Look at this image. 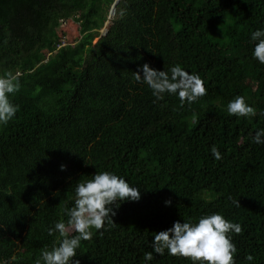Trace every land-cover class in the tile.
Here are the masks:
<instances>
[{
    "label": "trees",
    "instance_id": "trees-1",
    "mask_svg": "<svg viewBox=\"0 0 264 264\" xmlns=\"http://www.w3.org/2000/svg\"><path fill=\"white\" fill-rule=\"evenodd\" d=\"M114 2L0 0V75L21 84L19 111L0 125V261L33 264L58 245L47 228L67 222L76 183L107 170L141 199L122 202L102 234L91 229L79 264H145L155 233L213 212L242 226L235 264L248 254L264 264V145L251 141L264 117L227 113L236 95L264 111V64L250 40L264 0H121L101 37ZM144 63L198 73L206 94L153 103L134 77ZM148 264L190 261L153 253Z\"/></svg>",
    "mask_w": 264,
    "mask_h": 264
},
{
    "label": "clouds",
    "instance_id": "clouds-1",
    "mask_svg": "<svg viewBox=\"0 0 264 264\" xmlns=\"http://www.w3.org/2000/svg\"><path fill=\"white\" fill-rule=\"evenodd\" d=\"M253 43L252 58L264 64V27L257 28L250 34ZM137 83H143L151 90L155 98L153 103L162 101L165 94L176 95L180 107L185 103L191 105L199 97L206 94L205 81L198 73L185 70L176 64L168 69L157 70L148 63L139 66L134 72ZM21 88L17 74L4 72L0 75V125L7 124L19 111V105L12 102V96ZM229 116L250 118L257 115L264 117V111H259L246 101L242 95H236L227 104ZM252 143L264 145V127L258 128L251 137ZM215 161L222 159L219 149L213 145L210 149ZM63 171L65 166H60ZM141 199V189L130 184L123 176L112 171L95 172L90 179L77 182L73 190V206L65 207L67 222L57 220L47 228L49 236H59L58 245L43 247L33 264H79L77 249L82 241L93 236L91 229L97 230L115 224L120 204L125 201L138 202ZM231 199V197H229ZM234 204L240 205L233 200ZM172 201L165 200V207ZM75 235H68V230ZM242 226L226 219L221 213L213 212L203 215L195 222L174 221L172 226L155 233L150 243L151 252L144 253L145 264L153 259V253L163 256H181L187 258L190 264H235L237 248L233 242V234H240ZM245 259L253 264L254 257L246 255ZM0 264H4L0 261Z\"/></svg>",
    "mask_w": 264,
    "mask_h": 264
},
{
    "label": "water",
    "instance_id": "water-1",
    "mask_svg": "<svg viewBox=\"0 0 264 264\" xmlns=\"http://www.w3.org/2000/svg\"><path fill=\"white\" fill-rule=\"evenodd\" d=\"M120 1H121V0H115L113 6H112V8H111V11H110L109 17H108V20H109V21L106 23L105 27H104V28L102 29V31H101V37H104V36L107 35V33H108L109 29H110V26H111V22H110V20L115 16V10H116L115 8H116V6L119 4Z\"/></svg>",
    "mask_w": 264,
    "mask_h": 264
},
{
    "label": "rangeland",
    "instance_id": "rangeland-1",
    "mask_svg": "<svg viewBox=\"0 0 264 264\" xmlns=\"http://www.w3.org/2000/svg\"><path fill=\"white\" fill-rule=\"evenodd\" d=\"M72 35H75V33H72ZM97 41V40H96ZM69 232H71V230H69Z\"/></svg>",
    "mask_w": 264,
    "mask_h": 264
}]
</instances>
